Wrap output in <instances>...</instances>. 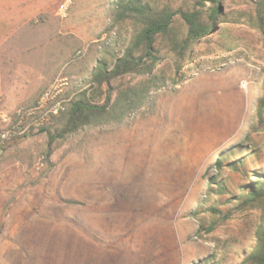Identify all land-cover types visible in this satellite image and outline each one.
Returning a JSON list of instances; mask_svg holds the SVG:
<instances>
[{
  "label": "rangeland",
  "instance_id": "374dc122",
  "mask_svg": "<svg viewBox=\"0 0 264 264\" xmlns=\"http://www.w3.org/2000/svg\"><path fill=\"white\" fill-rule=\"evenodd\" d=\"M155 1L177 10L199 0ZM256 1L219 0L227 22L194 44L179 70L165 40L153 74L113 82L145 92L123 118L56 140L49 156L61 119L1 145L0 264H200L249 250L259 209L237 211L210 233L213 219L199 206L219 177L215 162L247 134L264 139L253 131L264 36L242 15ZM115 2L0 0V134L48 90L67 111L96 65L122 54L133 25L117 20ZM212 6L200 8L206 20ZM175 20L183 37L185 24ZM234 82L248 90L235 92Z\"/></svg>",
  "mask_w": 264,
  "mask_h": 264
},
{
  "label": "trees",
  "instance_id": "16d2710c",
  "mask_svg": "<svg viewBox=\"0 0 264 264\" xmlns=\"http://www.w3.org/2000/svg\"><path fill=\"white\" fill-rule=\"evenodd\" d=\"M218 2L199 0L193 9L175 10L155 0H116L117 20H130L133 25L129 43L112 65L101 60L88 78L89 87L70 103L66 112L52 120L61 119L63 125L56 135L49 138L47 156L51 155L50 147L56 140L115 113L123 118L129 110L141 103L145 97L144 90L131 83L113 86V82L132 74H153L162 60L158 45L161 41H168L170 48L177 54L176 66L179 70L186 53L194 44L210 37L219 23L227 22ZM208 3L213 6L209 20H206L200 8ZM242 15L246 17L247 25L256 28L264 36V0H257L253 10L244 11ZM176 16L185 24L183 37L177 36ZM256 118L257 124L253 131L256 134L264 132V94L259 99ZM49 129L50 126H46L42 130ZM257 139V136L247 134L215 162L219 177L211 180V186L205 194L208 200L199 206L213 219L208 227L210 233L221 222L230 220L237 211L259 209L261 219L252 229L254 236L250 240L251 246L249 250L235 252L233 259L230 251H224L219 256L212 255L201 260L200 264H264V139L262 142ZM17 140L20 138L11 142ZM235 155H239L240 159ZM230 205L234 208H227Z\"/></svg>",
  "mask_w": 264,
  "mask_h": 264
},
{
  "label": "built area",
  "instance_id": "2783aa9c",
  "mask_svg": "<svg viewBox=\"0 0 264 264\" xmlns=\"http://www.w3.org/2000/svg\"><path fill=\"white\" fill-rule=\"evenodd\" d=\"M248 83L241 85L247 91ZM66 111L65 101L57 93L48 90L41 96L35 106L16 112L9 126L0 134V147L13 139H22L50 125L54 118Z\"/></svg>",
  "mask_w": 264,
  "mask_h": 264
},
{
  "label": "crops",
  "instance_id": "0c3cea01",
  "mask_svg": "<svg viewBox=\"0 0 264 264\" xmlns=\"http://www.w3.org/2000/svg\"><path fill=\"white\" fill-rule=\"evenodd\" d=\"M241 86H239V84H238V82H234L233 83V89H234V91L235 92H237L238 90H240V89H242V88H240ZM243 90V89H242ZM241 90V91H242Z\"/></svg>",
  "mask_w": 264,
  "mask_h": 264
},
{
  "label": "water",
  "instance_id": "95a60500",
  "mask_svg": "<svg viewBox=\"0 0 264 264\" xmlns=\"http://www.w3.org/2000/svg\"><path fill=\"white\" fill-rule=\"evenodd\" d=\"M221 10H222V8H221Z\"/></svg>",
  "mask_w": 264,
  "mask_h": 264
}]
</instances>
